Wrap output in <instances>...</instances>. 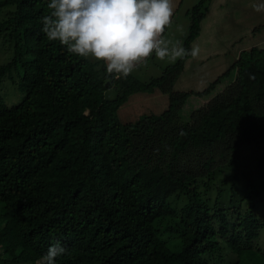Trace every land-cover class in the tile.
Listing matches in <instances>:
<instances>
[{
  "label": "trees",
  "instance_id": "1",
  "mask_svg": "<svg viewBox=\"0 0 264 264\" xmlns=\"http://www.w3.org/2000/svg\"><path fill=\"white\" fill-rule=\"evenodd\" d=\"M48 2L0 0V17L15 7L0 18V264H35L53 241L67 250L56 264H264V49L240 52L202 90H174L198 71L191 58L149 83L116 81L46 39ZM157 89L169 95L162 115L120 123L129 97ZM253 143L255 171L240 152ZM229 168L242 169L231 186Z\"/></svg>",
  "mask_w": 264,
  "mask_h": 264
},
{
  "label": "clouds",
  "instance_id": "2",
  "mask_svg": "<svg viewBox=\"0 0 264 264\" xmlns=\"http://www.w3.org/2000/svg\"><path fill=\"white\" fill-rule=\"evenodd\" d=\"M252 8L264 13V0ZM47 9L40 18L46 39L70 55L97 62L112 80L127 79L153 57L174 63L198 59L201 53L195 43L189 49L165 37L172 27L174 0H49ZM66 251L53 241L35 264H56Z\"/></svg>",
  "mask_w": 264,
  "mask_h": 264
},
{
  "label": "rangeland",
  "instance_id": "3",
  "mask_svg": "<svg viewBox=\"0 0 264 264\" xmlns=\"http://www.w3.org/2000/svg\"><path fill=\"white\" fill-rule=\"evenodd\" d=\"M200 0H185L183 4H181V9L178 11V16L175 17L172 21V27L170 28V33L168 35V39L172 40L174 43L179 41L181 42V44H183V40L184 38L188 35L189 32V28H190V13L192 11V8L195 7L196 5L199 4ZM15 7L14 6H9L6 9L3 10V13L1 14V19L6 18L8 13L14 11ZM235 27H232L230 30H233ZM207 29V28H206ZM209 29V28H208ZM207 29V30H208ZM211 30V29H209ZM207 35V33H206ZM221 33L217 35V40L219 39ZM208 40L211 41L212 43H215L213 38H211L209 35L207 36ZM199 38H197L196 41ZM198 43V42H197ZM7 45V49H9V45ZM212 45V44H211ZM213 46V45H212ZM227 47H229L228 45L225 46L222 43H219V46L216 47H211L210 50H214L216 52H220L223 50H227ZM261 49H264V47H262ZM1 53H3V51H6L5 48H0ZM213 56L215 55L214 52H210ZM222 53V52H220ZM4 54V53H3ZM236 55V51L233 47L232 50H230V53H228L225 57H224V61L225 63H228L230 61L233 60L234 56ZM210 56V55H209ZM201 58V59H200ZM205 57H199L198 59H195L194 63L195 66H197L196 68H198V71L196 74H194L193 77H186L184 80H178L177 83L174 86V90L175 91H188V90H202L206 87V81L203 79V76H199L200 73H202L203 75L205 73H207V78H208V84L214 80H216L219 75L222 74L221 69H219L217 66V62L214 58L213 61H210L207 64V66L205 64H202V59ZM222 59V58H221ZM178 61V60H177ZM176 61V62H177ZM176 62L172 63V62H161L155 59V57H153L151 60L148 61L146 66H142L139 67L137 70H135L132 74V76L143 82V83H149L154 79H158L160 78L165 69L170 67L171 65L175 64ZM192 63V61L190 62ZM223 63V60H222ZM233 63H231L232 65ZM230 65V66H231ZM190 67L192 66L191 64L189 65ZM193 67V66H192ZM188 71H190V68H188ZM183 75V74H182ZM181 75V76H182ZM183 77V76H182ZM181 77V78H182ZM111 84L109 83V86ZM16 92H10L11 98L14 97ZM116 96V91L114 89V87H111L107 94H106V98L109 100L114 99ZM169 106V95L168 94H163L160 90H156L154 94H147V93H136L134 95H132L131 97H129L128 102L122 106L120 108V110L118 111V118L121 124L126 125L129 123H136L139 120H142L144 118V116L150 117V116H160L162 115ZM262 143H253L251 145H245L240 149V152L245 153L244 156L249 157V160L245 159V164H250V162H252L255 157L258 159L260 158L263 154L261 153V146L258 147V145H261ZM264 148V147H263ZM261 153V154H260ZM256 161V159H255ZM255 161L252 162L251 168L253 169V171L256 170L255 168ZM242 171L241 170H236V169H232L229 168L227 169L226 173H225V178H229V185H232V175L234 173H240ZM220 180V179H219ZM218 180V181H219ZM256 180V179H254ZM258 186H259V193L261 196H257L256 197V202H264V185L262 184V181L257 180ZM229 187V186H228ZM227 187V188H228ZM238 192H242V189H237ZM237 192V193H238ZM213 197L215 196V194L213 193L212 195ZM263 198V199H262ZM177 198H175L173 200V204L176 205L178 208L182 207V202L176 201ZM260 246V249L264 250V230L262 232L261 237L259 238V242H257Z\"/></svg>",
  "mask_w": 264,
  "mask_h": 264
},
{
  "label": "crops",
  "instance_id": "4",
  "mask_svg": "<svg viewBox=\"0 0 264 264\" xmlns=\"http://www.w3.org/2000/svg\"><path fill=\"white\" fill-rule=\"evenodd\" d=\"M184 1L174 0L175 13L172 21L178 16V11L181 9V4ZM255 3H257V0H207L204 8L206 9V16L201 23L202 32L198 39L199 41L194 42L201 49L199 57H205L202 60L206 61L208 57L213 56L210 52H214L217 66H220L218 68L224 73L231 63L235 62L240 52L249 50L252 47H264V13H257L253 10L252 5ZM232 27L235 28L229 31L228 29ZM206 28L211 30H207ZM170 31L169 28L165 32L166 38ZM220 33L221 35L217 40V35ZM208 35L213 38L215 43L208 40ZM219 43L225 46L228 44L234 45L236 55L232 61L228 63L224 61V57L229 51L223 50L220 53L219 51L210 50L211 47L219 46ZM205 65L207 66V64ZM199 76H203V79L207 82V77H204L205 75L200 73Z\"/></svg>",
  "mask_w": 264,
  "mask_h": 264
},
{
  "label": "water",
  "instance_id": "5",
  "mask_svg": "<svg viewBox=\"0 0 264 264\" xmlns=\"http://www.w3.org/2000/svg\"><path fill=\"white\" fill-rule=\"evenodd\" d=\"M108 85V84H107Z\"/></svg>",
  "mask_w": 264,
  "mask_h": 264
}]
</instances>
